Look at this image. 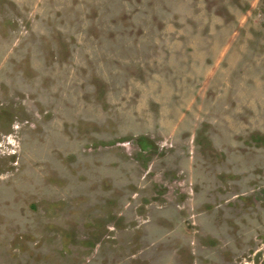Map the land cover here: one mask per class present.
<instances>
[{
  "label": "rangeland",
  "instance_id": "374dc122",
  "mask_svg": "<svg viewBox=\"0 0 264 264\" xmlns=\"http://www.w3.org/2000/svg\"><path fill=\"white\" fill-rule=\"evenodd\" d=\"M0 264H264V0H0Z\"/></svg>",
  "mask_w": 264,
  "mask_h": 264
}]
</instances>
